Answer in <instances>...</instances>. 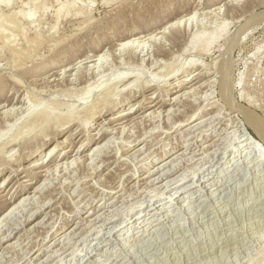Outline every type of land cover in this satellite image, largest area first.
<instances>
[{
	"label": "rangeland",
	"instance_id": "1",
	"mask_svg": "<svg viewBox=\"0 0 264 264\" xmlns=\"http://www.w3.org/2000/svg\"><path fill=\"white\" fill-rule=\"evenodd\" d=\"M72 1L0 0V18L5 14L0 19V26L3 27V31L4 29L7 31L5 34L13 32L17 35L15 39L18 38L5 44L3 37L5 34L0 30V117L3 116L0 121V162L8 161L7 165L10 162V167L0 166V222L8 215L7 222L4 221L7 225H3L1 229L3 240L0 242V264H264V163L253 160L263 145L260 144L261 147L259 144H257L259 147L247 145L244 151L233 155L235 144L243 137L250 136L253 140L258 139L261 142L262 140L242 114L238 115V119L245 126L238 128L230 126L232 120H229L231 116L229 112L232 110L224 108L219 113L206 111L208 106H211L210 103L226 104V99H222L228 98L225 74L221 71L218 75L215 72L207 73V77L202 81L209 78L213 80L216 75L220 81L212 87L205 88L203 94L207 93V99L188 121L184 122L186 116L179 115L182 123L177 119V123L174 124L175 118L162 117L174 108H183L173 102L175 96L181 93L178 89L189 90L182 86L200 76L194 73V69L186 68L189 60L198 58L199 54L185 53L178 49L184 38L181 36L178 39L180 44L175 40L176 31L171 30L172 24L177 26L175 22L197 11L195 20L199 18L200 23L205 22L204 24L209 27L208 34H212L214 28L221 26L223 22V28L231 30L240 19L257 17L258 14L264 16V0ZM68 3L72 7L81 6L79 8L64 6ZM57 6L63 7L60 16L57 15L58 12L52 14L58 11ZM213 7H217V10L212 9ZM185 10H192V13L180 17L181 12ZM207 10L221 11L219 12L221 15L214 16V12L204 15ZM63 18L65 19L62 20ZM8 23L15 26L9 27ZM142 26L160 27L159 30L165 29L166 34L154 32L152 35L156 34L158 37L157 43L147 41L145 48L136 49L137 55L134 52L132 59L117 49L119 58H115L117 56L108 49L114 40L107 42V38L119 30L128 32ZM198 28V26L194 30L190 28L189 31L194 32L195 29L199 31ZM162 34L165 36L162 37L165 42L161 40ZM234 35L235 33L231 38ZM2 43L5 45L2 46ZM162 44L169 50L175 49L174 53L168 57L157 54L155 56V49ZM95 45L98 47L97 51L92 50ZM115 47L119 48L120 45ZM12 48L24 50V61L28 62L23 66L25 69L19 70L15 66L19 59L11 52ZM263 49L264 23L233 53L231 82L235 85L237 94L241 89L248 90L250 93L252 91L251 94L255 97L264 99ZM94 52L104 57L95 56L98 58L96 63L84 62L88 58L84 59L86 55L83 56L82 53L88 55ZM215 54L203 56L210 64V68ZM94 63L97 64V68L92 69L88 66ZM219 63H222L221 54ZM34 66L35 69L31 71ZM64 69H67L65 74L62 73ZM56 71H61L56 76L57 79H54L55 76H49ZM121 72L137 74L138 78L132 77L127 81L118 82L117 76ZM82 74L88 76L84 83L80 84L73 80ZM126 84L130 88L128 86L125 88ZM87 90L89 91L86 92ZM12 94L16 95L15 97L19 96L20 101L15 105L3 107L7 97ZM162 97L171 102L162 107L166 110L160 119L158 121L155 120L157 118L148 119L140 124L138 116H146L158 109L157 102ZM171 106L172 108L167 110ZM13 107L15 110L12 112H4ZM99 108H103L99 113L101 115L95 113L92 116L93 110ZM48 109L52 111L51 116L44 120L42 113ZM215 114L220 118L214 122L212 119L215 117L209 116ZM69 115L74 120L66 125H60ZM80 118L82 120L87 118L89 121L87 129ZM218 121L221 123L216 125ZM103 124L105 127L114 126L116 131L104 132L105 127L100 129ZM125 124L127 127L123 130L121 126ZM193 124L196 125L192 127ZM171 125L173 128L167 131V127ZM46 127L55 136L46 137L48 139L41 149L36 145L23 151L22 144L25 139H30L36 132L47 129ZM102 132L104 133L100 136ZM136 135L139 137L136 138ZM130 136L134 138H129ZM14 138H17L16 142H10L5 146ZM192 142H198V146ZM207 145L212 146L202 153ZM252 145H256L255 141ZM53 147L55 149L50 153ZM98 149L97 154L92 156ZM138 149L139 153L133 155ZM10 152L13 154L11 157ZM195 152L196 156L192 155ZM181 153H184L183 159L191 156L193 161L198 159L197 163L189 161L185 164V161H181L182 167L168 171L167 165L174 159H180ZM66 154L73 157L79 155L82 159H87L90 165L79 167L78 171L69 170V174L61 170L58 174L48 172L47 175L43 169L53 166ZM254 154L256 155L253 156ZM8 157L12 159L6 160ZM70 159L71 157L68 160ZM62 161L64 159L60 163ZM179 162L180 160H177L175 163ZM95 164L97 169L93 167ZM148 174L149 178H143ZM151 179L154 182L147 187L146 184L150 183ZM134 183H137L135 187ZM115 184L119 187L113 189L112 186ZM37 186L44 190L43 193L34 195L36 189L38 190ZM11 187L12 191L5 195ZM108 190L111 194L103 197L102 193ZM41 194L44 195L40 197L43 199L41 203L47 204L40 208L36 198ZM95 194L98 196L95 197ZM31 196L34 197L33 204L22 205L19 210H14L20 203H28ZM45 196H53L54 199L47 202ZM124 198L127 200L123 201ZM111 200H115L116 203L109 204ZM95 207L98 209L97 213L110 209L112 218L94 220L97 215L94 213ZM26 218L28 219L25 220ZM85 218L94 221L88 225L84 222ZM17 224L19 228H10ZM24 226L28 231L20 229ZM12 229L13 232L10 233ZM8 233L9 237L6 235ZM67 236L71 237V244ZM13 242H16L15 248L9 246ZM29 259L32 261L29 262Z\"/></svg>",
	"mask_w": 264,
	"mask_h": 264
},
{
	"label": "bare ground",
	"instance_id": "2",
	"mask_svg": "<svg viewBox=\"0 0 264 264\" xmlns=\"http://www.w3.org/2000/svg\"><path fill=\"white\" fill-rule=\"evenodd\" d=\"M3 1V0H2ZM72 2H74V0L72 1ZM77 2V1H76ZM114 2V1H113ZM113 2H110V3H113ZM230 2V1H229ZM60 3V2H59ZM64 3V2H63ZM67 3V2H66ZM116 3V2H115ZM13 4V3H12ZM72 4V3H71ZM75 4V3H74ZM77 4V3H76ZM81 4V3H80ZM60 5V4H59ZM61 5H62V3H61ZM64 5V4H63ZM67 5H69V3L68 4H66V5H64V6H67ZM73 5V4H72ZM228 5V4H227ZM10 6V5H9ZM70 6V5H69ZM75 6H77V5H75ZM74 5H73V7H75ZM81 6V5H80ZM79 6V7H80ZM225 6H226V4H225ZM230 6V5H229ZM255 6V5H254ZM11 7V6H10ZM58 8H59V6H57ZM56 7V8H57ZM70 7H72V6H70ZM70 7H68V8H70ZM72 7V8H73ZM78 7V6H77ZM78 7V8H79ZM193 7V6H192ZM218 7V6H217ZM217 7H213L212 9H214V10H217ZM63 8V7H62ZM62 8H59L58 9V11H55L54 13H52V14H55L56 12H58V14L57 15H59L60 13L62 14V11H61V9ZM71 8V9H72ZM197 8V7H196ZM195 8V9H196ZM218 8H220V7H218ZM229 8V7H228ZM231 8V7H230ZM88 9V8H87ZM203 9V8H202ZM250 9H251V7H250ZM9 10V9H8ZM56 10V9H55ZM63 10V9H62ZM66 10H67V8H66ZM83 10V9H82ZM179 10V9H178ZM184 10V9H183ZM221 10V9H220ZM232 10V9H231ZM230 10V11H231ZM247 10H249V9H247ZM13 11H14V9H13ZM32 11H33V9H32ZM72 11V10H71ZM74 11H76V10H74ZM81 11V10H80ZM222 11V10H221ZM221 11H213V10H207L206 12H201V13H203L204 15L205 14H213V12H214V16H215V14L217 15V14H220L219 12H221ZM226 11H228L229 12V10H226ZM243 11V10H242ZM20 12V11H19ZM22 12V11H21ZM20 12V14H23V13H21ZM27 12H28V10H27ZM30 12V11H29ZM67 12V11H66ZM86 12V11H85ZM227 12V13H228ZM235 12H238V11H235ZM248 12V11H247ZM8 13V12H7ZM32 13L33 12H31V14L30 15H32ZM76 13H77V11H76ZM81 13L82 14H85V13H83L82 11H81ZM92 13V12H91ZM179 13V12H178ZM189 13H192V10H185L184 12H181V16L180 17H183L184 15H187V14H189ZM196 13H197V11H196ZM196 13H194L193 15H190V16H188V17H186L185 19H181L180 21H178V22H175V23H177L176 25L177 26H174L173 24H172V28H171V30L173 31V32H175L176 31V33L174 34V36H175V40L176 41H178V39L182 36L183 38H184V40H182V41H184V42H182V44L180 45L181 47L180 48H178L180 51H185V53H192V52H196V53H198L199 54V57L198 58H191L190 60H189V62H188V65L186 66V68L188 69V68H191V69H194V73H198V74H200V76H198L197 78H195V79H192L191 80V82L190 83H188V84H186L185 86H182V87H186V88H188L189 90H186V89H184L183 91H182V88H180V89H178V91H181V93L178 95V96H175L176 98L175 99H173V102H175V104L177 105V104H179L180 106H182L183 108L182 109H180V107L179 108H174V109H172V110H170L171 108H172V106L170 107V108H168L167 110H170L168 113H166V114H163V116L162 117H166V118H175V120H173L175 123L174 124H176L177 122V119L178 120H180V118H179V115L181 116H186V118H185V120H184V122L185 121H188V118H190V117H192L195 113H197V111H198V109H200V105H201V103H203V102H205V100L207 99V97H206V95H207V93L206 94H203V93H205L204 91H205V88L206 87H208V86H211L212 87V85H214V84H218L219 83V81L220 80H218V73H220V71L222 72V74H225V79H224V81L226 82L225 83V88H226V96H228V98H230L232 101H236L237 103H239V104H241V105H243V106H245L246 108H247V113L246 114H242L243 115V117L245 118L246 117V120L250 123V125H252V127H254V129L256 130V132L258 133V135H259V137L261 138V140H262V142L260 141V140H258V139H255V140H253L252 139V137H248V136H246V137H243L241 140H239L236 144H235V149H234V151H233V155L235 156V155H238L237 153L239 152V151H244L246 148H247V145H250V146H256V147H259L260 146V144H262L263 146L261 147V148H259V151L258 152H260L259 154H254L253 156H255L256 155V158H254L253 160L255 161H262L263 163H264V99H261V98H258L257 96L255 97V95H252L251 93H252V91H251V93L247 90H240L239 92H238V94L236 93V88H234L235 87V85H233L232 83L233 82H231V72H232V65H233V53L236 51V48L241 44V43H243V41H246V39L252 34V32H254L257 28H259V26H261V24L263 25V23H264V16L262 15V16H259V14H258V16L256 17H251V18H249L248 19V17H247V19H245V18H243V19H245L246 20V22H244L243 21V19H240L237 23V25L236 26H234V28L233 29H228V28H223V24H224V22H223V24L221 25V26H216L215 28H214V31H213V33L212 34H208V32L207 31H209V27H207V25L206 24H204V23H200L199 22V18L198 19H196L195 20V16L197 15ZM2 14V13H1ZM16 14V13H15ZM17 14H18V10H17ZM51 14V15H52ZM66 14H68V13H66ZM71 13H69V15H70ZM180 14V13H179ZM178 14V15H179ZM248 14V13H247ZM262 14V13H261ZM3 15H5V14H3ZM3 15H2V17H3ZM24 15L26 16V14H25V11H24ZM28 15V14H27ZM34 15V14H33ZM65 15V14H64ZM68 15V16H69ZM221 15V14H220ZM228 15H231V14H228ZM243 15V14H242ZM7 16H9L8 14H7ZM11 16V15H10ZM15 16V15H14ZM13 16V17H14ZM17 16V15H16ZM15 16V17H16ZM60 16V15H59ZM59 16H57V17H59ZM74 16V15H73ZM81 16V15H80ZM85 16H86V14H85ZM199 16V15H198ZM197 16V17H198ZM225 16H226V14H225ZM244 16V15H243ZM1 17V18H2ZM14 17V18H15ZM22 17H24V16H22ZM31 17V16H30ZM75 17V16H74ZM73 17V18H74ZM78 17V16H77ZM219 17V16H218ZM224 17V16H223ZM0 18V19H1ZM4 18L6 19V16H4ZM3 18V19H4ZM9 18V17H8ZM65 18H66V15H65ZM65 18H63L62 20H64ZM205 18V17H204ZM215 18V17H214ZM213 18V19H214ZM11 19V18H10ZM9 19V20H10ZM25 19V18H24ZM28 19V18H27ZM79 19V18H78ZM218 19V18H217ZM216 19V20H217ZM225 19V18H224ZM223 19V20H224ZM237 19H239V18H237ZM8 20V22H10ZM17 20V19H16ZM20 19H18V21H19ZM58 20H59V18H58ZM92 20V19H91ZM198 20V21H197ZM18 21H15V22H18ZM21 21V20H20ZM60 21V20H59ZM71 21H73V20H71ZM79 21V20H78ZM196 21V22H195ZM227 21V20H226ZM3 22V21H2ZM27 22V21H26ZM56 22H57V19H56ZM55 22V23H56ZM89 22V21H88ZM216 22V21H215ZM229 22V21H228ZM241 22V23H240ZM6 23L7 22H5V25H6ZM11 23V22H10ZM10 23H8V25H9V27L10 26H15L14 24H12V25H10ZM28 23V22H27ZM52 23V22H51ZM59 23V22H58ZM57 23V24H58ZM227 22H225V24H226ZM1 24H4V23H1ZM53 24V23H52ZM51 24V25H52ZM81 24V23H80ZM79 24V25H80ZM54 25V24H53ZM85 25V24H84ZM137 25V24H136ZM7 26V25H6ZM24 26V25H23ZM23 26H21V28L23 27ZM50 26V25H49ZM56 26V25H55ZM59 26V25H58ZM83 26V25H82ZM141 26V25H140ZM199 27L198 29H200L199 31L197 30L196 31V29H195V31L194 32H191V31H189L190 30V28H191V30H194V28H196V27ZM1 27V26H0ZM8 27V26H7ZM51 27V26H50ZM53 27V26H52ZM153 26H151V27H136V28H134V29H132V30H128V32H124L123 30L121 31V30H119V31H117V32H115V34H113L112 36H110V37H108L107 38V42H110V40H114V42H112V44H110L109 45V47H108V49H111L112 50V52L111 53H114V55L115 56H117V57H115V58H119V54L117 55V53H116V51L117 50H119L120 51V53H122V54H127V56H128V58H131L132 59V56L134 57V52H135V55H137L136 53H137V48L139 49V47H142V49L143 48H145V46H146V42L147 41H149V40H151V41H153L155 44L157 43V39H158V37L157 36H155V35H152L154 32H162L163 34H166L165 32L166 31H164V30H159L160 29V27L159 28H152ZM166 27V26H165ZM171 27V26H170ZM222 27V28H221ZM14 28H16V27H14ZM21 28H19L20 29V31H21ZM24 28H26V27H24ZM219 28H221L220 30H219ZM3 29V27H1V33H2V30ZM18 29V28H17ZM40 29V28H39ZM50 29V28H49ZM52 29H54V28H51V30ZM58 28H56V30H57ZM25 30V29H24ZM38 30V29H37ZM50 30V31H51ZM184 30V31H183ZM6 30L4 29V34L7 32H5ZM32 31V30H31ZM39 31V30H38ZM169 31V30H168ZM9 32V31H8ZM47 32V31H46ZM57 32V31H56ZM22 33V32H21ZM36 33V32H35ZM186 33V34H185ZM188 33V34H187ZM191 33H193V34H191ZM233 33H235V35L231 38V36L233 35ZM24 34V33H23ZM26 34H27V32H26ZM46 34H48V33H46ZM163 34L161 35V38L162 37H165V36H163ZM171 34H172V32H171ZM181 34V35H180ZM30 35V34H29ZM49 35V34H48ZM47 35V36H48ZM56 35V34H55ZM61 35V34H60ZM24 35H22V37H23ZM49 36H51V35H49ZM61 36H63V35H61ZM173 36V37H174ZM3 37H4V43L5 44H9L11 41H14V39L17 37V35H15V33H13V32H9L8 34H5V35H3ZM160 37V36H159ZM38 38H39V36H38ZM55 38V37H54ZM171 37L169 36V39H170ZM18 39V38H17ZM17 39H15V40H17ZM56 39V38H55ZM65 39V38H64ZM160 39V38H159ZM172 39V38H171ZM170 39V40H171ZM58 40V39H57ZM117 40H121L122 42L121 43H117L116 41ZM146 40V41H145ZM161 40H163V38L161 39ZM169 40V41H170ZM29 41V40H28ZM33 41H34V39H33ZM48 41V40H47ZM55 41V40H54ZM145 41V42H144ZM164 41V40H163ZM173 41V40H172ZM16 42V41H15ZM46 42V41H45ZM58 42V41H57ZM60 42V41H59ZM61 42H62V40H61ZM60 42V43H61ZM165 42V41H164ZM175 42V41H174ZM24 43V42H23ZM52 43V41H50V44ZM178 43H179V41H178ZM5 44H3L2 43V46L3 45H5ZM12 44V43H11ZM14 44V43H13ZM19 44H20V42H19ZM28 44V43H27ZM98 44H99V42H98ZM148 44V43H147ZM151 44V43H150ZM164 44V43H163ZM163 44L162 45H160V46H158V48L157 49H155V56H156V54L158 55V56H167L168 57V55L170 56V54H172V53H174V50L175 49H173V50H169V49H167V47L165 46H163ZM180 44V43H179ZM15 45V44H14ZM26 45V44H25ZM34 45V44H33ZM43 45V44H42ZM56 46H57V44H55ZM117 45H120V47L119 48H116L115 46H117ZM153 45V44H152ZM164 45H166V44H164ZM178 45V44H177ZM22 46V45H21ZM148 46V45H147ZM156 46V45H155ZM176 46V45H175ZM55 47V46H54ZM102 47V46H101ZM115 47V49H113ZM168 47H170V46H168ZM178 47V46H177ZM0 48H1V46H0ZM17 48V47H16ZM16 48H12L11 50V52L15 55V57L17 58V59H19V62L17 63V64H15V66L16 67H18L17 69H19V70H21V69H25V68H23V66L25 65V62H27L26 60L24 61V54H25V52H24V50H22L24 47H22V49H16ZM56 48V47H55ZM86 48V47H85ZM85 48H84V50H85ZM98 47L95 45V47L94 48H92V50H95V51H97L98 49H97ZM149 48V47H148ZM176 48V47H175ZM3 49V48H2ZM2 49H1V51H2ZM25 49V48H24ZM117 49V50H116ZM32 50V49H31ZM83 50V49H82ZM224 50V51H223ZM264 50V49H263ZM4 51V50H3ZM223 51V52H222ZM261 51V50H260ZM92 52V51H91ZM123 52H125V53H123ZM143 52H144V50H143ZM222 52V53H221ZM211 53H216L215 54V56H214V60H212L213 61V63H212V68H210L211 66H210V64L209 63H207L206 62V60L204 59V55H208V54H211ZM10 54V53H9ZM38 54V53H37ZM220 54H221V61H222V63H219V61H220ZM82 55L83 56H85L86 55V57L84 58V59H86V58H88V60L87 61H84V62H91V61H94L95 63H96V61L98 60V58H95V56H97V55H99L98 57L100 58H102V57H104V56H102L101 54H99L98 52H94V53H91V54H88L87 55V53H82ZM30 56V55H29ZM28 56V57H29ZM41 56V55H40ZM121 56V55H120ZM210 56V55H209ZM39 57V56H38ZM12 58V57H11ZM36 58H37V56H36ZM41 58V57H40ZM39 58V59H40ZM43 58V57H42ZM108 58V57H107ZM136 58V57H135ZM254 59V58H253ZM252 59V60H253ZM6 60V59H5ZM28 60H29V58H28ZM33 60V59H32ZM107 60V59H106ZM145 60V59H144ZM255 60V59H254ZM15 61H17V60H15ZM33 61H35V60H33ZM32 61V62H33ZM101 61V60H100ZM102 61H104V60H102ZM83 62V61H82ZM28 63V62H27ZM95 63L94 64H90V65H88L90 68H92V69H94V67H96V65H95ZM101 64H102V62H100ZM100 64V65H101ZM80 65V64H79ZM98 65H99V63H98ZM45 66H47V65H45ZM82 66V65H81ZM26 67V66H25ZM35 67L36 66H34V67H32V69H31V71H33L34 69H35ZM38 67V66H37ZM235 67V66H234ZM253 67V66H252ZM256 67V66H255ZM44 68V67H43ZM72 68V67H71ZM77 68V67H76ZM79 68V67H78ZM82 68V67H81ZM97 68V67H96ZM68 69V68H67ZM67 69H64V72H62V73H66V71H67ZM80 69V68H79ZM62 70H63V68H62ZM61 70V71H62ZM82 70V69H81ZM91 70V69H90ZM189 70V69H188ZM12 71V70H11ZM61 71H56V72H53L51 75H49V76H55L54 77V79H57L56 78V76L57 75H59L60 74V72ZM174 71H175V69H174ZM89 72V71H88ZM171 72H173L172 70H171ZM170 72V73H171ZM208 72H215V74H217L216 75V78H214L213 80L211 79L210 80V78L209 79H207V80H205V81H202L205 77H207L206 75H208L207 73ZM254 72H256V71H254ZM254 72H253V74H254ZM77 73V72H76ZM81 73V72H80ZM119 73V72H118ZM151 73V72H150ZM260 73V72H259ZM155 74V73H154ZM252 74V75H253ZM202 75L204 76V77H202ZM48 76V77H49ZM79 76V75H78ZM76 77V75H75V77H76V79H73V80H75V81H78L80 84H82V83H84L85 81H86V79H87V74H82V75H80L79 77ZM87 76V77H86ZM152 76V75H151ZM163 76V75H162ZM223 76V75H222ZM20 77V76H19ZM50 77V78H51ZM135 78V77H137V74H133V73H130V72H121L118 76H117V78H118V82H122V81H127V80H129L130 78ZM46 79H47V77H45ZM63 78H65L64 76H63ZM138 78V77H137ZM137 78H135V79H137ZM53 79V78H52ZM51 79V80H52ZM62 79V78H61ZM19 80V79H18ZM50 80V81H51ZM115 80H116V78H115ZM134 80V79H133ZM133 80H131V81H133ZM62 81V80H61ZM74 81V82H75ZM223 81V80H222ZM232 81H233V79H232ZM47 82V81H46ZM45 82V83H46ZM52 82V81H51ZM73 82V83H74ZM134 82V81H133ZM240 82V81H239ZM238 82V83H239ZM76 83V82H75ZM134 84V83H133ZM237 84V83H236ZM87 85H89V84H87ZM128 85H130V83H128ZM127 84L126 85H124L125 86V88L128 86ZM133 86V85H132ZM47 87V86H46ZM49 87H50V84H49ZM129 87V86H128ZM254 87V86H253ZM89 88V87H88ZM87 88V89H88ZM130 88V87H129ZM133 88V87H132ZM221 88V87H220ZM46 89V88H45ZM49 89V88H48ZM86 89V86H84V90ZM117 89V88H116ZM115 89V90H116ZM170 89V88H169ZM222 89V88H221ZM248 89V88H247ZM212 90V89H211ZM251 90V89H250ZM89 90H87L86 92H88ZM118 91V90H117ZM221 91V90H220ZM223 91V90H222ZM254 92H255V90H254ZM83 93V92H82ZM85 93V92H84ZM83 93V94H84ZM114 93V92H113ZM15 94V93H14ZM14 94H12L11 96H8L7 97V99H6V102H4L3 103V107L4 106H6V105H9V104H13V105H15V103L16 102H19L20 101V97L18 96V97H15L16 95H14ZM86 94V93H85ZM84 94V95H85ZM166 94V93H165ZM223 94V93H222ZM256 94V93H255ZM79 95V94H78ZM81 95V94H80ZM195 96V97H194ZM222 96V95H221ZM80 97V96H79ZM194 97V98H193ZM211 97V96H210ZM224 97V96H223ZM264 97V96H263ZM118 98V97H117ZM209 98V97H208ZM102 99H104V98H102ZM171 99V98H170ZM222 99H225V98H222ZM107 100V99H106ZM103 101V100H102ZM168 102H171V100L170 101H168L167 100V98L166 97H162V98H160V100H158V102H157V105H158V109H155L154 111H152V112H150L149 114H147L146 116H141V115H139L138 116V118H139V122H140V124L142 123H145L146 122V120H153L154 118H157V119H155V120H159L160 119V117H161V115H162V113H163V111H165V110H163L162 109V107L163 106H165L166 104H168ZM105 103V102H104ZM106 103H108V102H106ZM54 104V103H53ZM100 104V103H99ZM211 104V106H208V109L206 110L208 113H211V112H217V113H219L222 109H224V108H226V110H228L227 108V104H225V103H219V104H212V103H210ZM102 105H105V104H102ZM107 105V104H106ZM91 106V105H90ZM101 106V105H100ZM222 106V107H221ZM103 107V106H102ZM96 108V107H95ZM160 108V109H159ZM167 108V107H166ZM92 109H94V108H92ZM13 110H15V108L13 107V108H10V109H6L4 112L6 113H9V112H12ZM103 110V108H99V109H96V110H93V113H92V116H94V114L95 113H101V111ZM197 110V111H196ZM225 110V111H226ZM195 111V112H194ZM204 111V110H203ZM51 112L52 111H50V109H48V110H46L44 113H42L43 115H44V120H48L49 119V117L51 116ZM148 113V112H147ZM203 113V112H202ZM230 114H231V116L229 117V120H232L231 121V125L230 126H235V127H241V126H243L244 125V123L241 121V120H239L238 119V115L240 114L238 111H231V112H229ZM40 114V113H39ZM99 115H101V114H99ZM71 115H69V116H67L68 118H66V120H65V122H61L60 123V125H66V124H68L70 121H73L74 119L72 118V117H70ZM90 116V115H89ZM3 117V116H2ZM2 117H0V121L2 120ZM212 117H215L214 119H212L213 121L215 120V119H218V118H220V117H217L216 116V114L215 115H211V116H209V118H212ZM58 118V117H57ZM61 118V117H60ZM147 118V119H146ZM41 119V118H40ZM56 119V118H55ZM135 119V118H134ZM43 120V119H42ZM51 120H53V119H51ZM57 120V119H56ZM59 120V119H58ZM80 120H82L81 118H80ZM79 120V121H80ZM137 119H135V121H136ZM172 120V119H171ZM219 120H221V119H219ZM223 120V119H222ZM228 120V121H229ZM238 120V121H237ZM50 121V120H49ZM48 121V122H49ZM132 121V120H131ZM138 121V120H137ZM181 122L180 123H182V121L183 120H180ZM227 121V122H228ZM43 122H45V121H43ZM42 122V124H44ZM57 122V121H56ZM203 122V121H202ZM215 122V121H214ZM223 122V121H222ZM88 123H89V121L87 120V118L86 119H83L82 120V124H84L85 126H84V128L85 129H87V127H88ZM137 123V122H136ZM169 123V122H168ZM221 122H217L216 123V125H218V124H220ZM135 124V123H134ZM138 124V123H137ZM196 124H197V122H196ZM195 124V125H196ZM222 124H224V123H222ZM47 125V124H46ZM59 125V124H58ZM194 124H193V126L192 127H194L195 126ZM211 125H212V123H211ZM34 126V125H33ZM32 126V127H33ZM202 126V125H201ZM210 126V125H209ZM245 126V125H244ZM37 127V126H36ZM39 127V126H38ZM37 127V128H38ZM41 127H43V126H41ZM105 127V124H103L102 125V127L100 128V129H103ZM126 127H127V124H125V125H123V126H121V128L123 129V130H125L126 129ZM197 127V126H196ZM216 127V126H215ZM222 127V125L219 127V128H221ZM34 128V127H33ZM47 128V127H46ZM168 129H167V131L168 130H170V128H173V126L171 125V126H168L167 127ZM218 128V129H219ZM35 129V128H34ZM40 129H42V128H40ZM143 129V128H142ZM212 129H214V128H212ZM223 129V128H222ZM226 129V128H225ZM29 130H30V128H29ZM109 130H111V131H116V129L114 130V126H108V127H105L104 128V132L105 131H109ZM144 130V129H143ZM148 130V129H147ZM185 131H187L186 129H184ZM192 130V129H191ZM238 130V129H237ZM240 130V129H239ZM132 131V130H131ZM153 131V130H152ZM164 131H166V130H164ZM235 131V130H234ZM25 132H27V131H25ZM31 132H33V131H31ZM31 132H29V133H31ZM40 132V131H39ZM37 133L36 132V134H34L33 136H31L30 137V139H25V142L22 144V150L24 151L26 148H33V146H36V145H38V147H39V149H41L42 148V146L45 144V141L48 139V138H46V137H48L49 135H54V133H52V131H50L48 128L47 129H43V131H41L40 133ZM104 132H102L101 134H100V136L104 133ZM123 132V131H122ZM150 132V131H149ZM181 132H184V131H181ZM192 132H194V131H192ZM97 133H99V132H97ZM221 133V132H220ZM225 133V132H224ZM19 134V133H18ZM21 135L23 134L22 132L20 133ZM19 134V135H20ZM28 134V133H27ZM141 134V133H140ZM167 134H169L168 132H167ZM243 135V134H242ZM29 136V135H28ZM55 136V135H54ZM18 137H20V136H18ZM25 137V136H24ZM27 137V136H26ZM137 137H139L138 135H136V138ZM129 138H134L133 136H130ZM128 138V139H129ZM218 138V137H217ZM127 139V140H128ZM15 140H17V138H14V139H10L6 144H5V146L7 145V144H9L10 142H13V141H15ZM126 140V142H129V141H127ZM220 140V139H219ZM250 140V141H249ZM27 141V142H26ZM102 141V140H101ZM255 141V144L256 145H252V143ZM16 142V141H15ZM123 142V141H122ZM125 142V143H126ZM19 143H21V141H19ZM124 143V144H125ZM131 143V142H130ZM162 143V142H161ZM192 143H194V142H192ZM213 143H215V142H213ZM212 143V144H213ZM16 144V143H15ZM18 144V143H17ZM194 144H196V146H198V142H196V143H194ZM209 144V143H208ZM216 144V143H215ZM257 144H259V146L257 145ZM106 145V144H105ZM146 145V144H145ZM174 145V144H173ZM4 146V147H5ZM212 145H207L206 147H204V151L202 152V153H204V152H206V150H208L209 149V147H211ZM59 147V146H58ZM174 147V146H173ZM120 148V147H119ZM118 148V149H119ZM122 148V147H121ZM120 148V149H121ZM53 149H55L54 147L51 149V151H50V153H52L53 152ZM216 149V148H215ZM13 150H15V149H13ZM139 150L140 149H138V150H136V152H134V154L133 155H136V154H138L139 153ZM187 150V149H186ZM4 151V150H3ZM12 151V150H11ZM22 151V152H23ZM99 151V149L96 151L95 150V152H93V155L92 156H95L96 154H97V152ZM100 151H103V150H100ZM13 153H15L14 151H12ZM12 152H10L11 154L9 155L10 157L13 155L12 154ZM22 152L20 153V154H22ZM149 152V151H148ZM182 152V151H181ZM78 153V152H77ZM76 153V154H77ZM102 154V152H99V154ZM187 153V152H186ZM196 153L197 152H195V153H193L192 155H195L196 156ZM214 153H216V152H214ZM247 153V152H246ZM19 154V155H20ZM98 154V155H99ZM182 154V157L180 158V159H174L173 161H171L167 166L169 167V169H168V171L170 170V171H174V170H176V169H178L180 166L182 167V162L181 161H185V164H186V162H193V163H197V161H198V159H196L195 157V159L196 160H191V158L190 157H187V158H184L183 159V157H184V153H181ZM251 154V153H250ZM5 155V154H4ZM132 155V156H133ZM187 155V154H186ZM243 155V154H242ZM248 155V154H247ZM25 156V155H24ZM206 156H207V154H206ZM206 156H203L202 155V157H206ZM250 156V155H249ZM1 157V156H0ZM5 157V156H4ZM10 157H8L9 159H6V160H11L12 158H10ZM69 157H71V159L70 160H68L69 159ZM85 157H86V155H85ZM87 157H89V156H87ZM186 157V156H185ZM202 157H200V158H202ZM90 158V157H89ZM94 158H96V157H94ZM126 158V157H125ZM136 158V156L134 157V159ZM198 158V157H197ZM200 158H199V160H200ZM238 158V157H237ZM247 158V157H246ZM1 159V158H0ZM18 159V158H17ZM62 159H64V161H62V163H60L61 162V160ZM22 160V159H21ZM20 160V161H21ZM87 159H82V157H79V155H77L76 157H73L72 155H69V154H66V155H63L61 158H60V161H58V162H56L55 164H53V166H49V167H47L46 169H43V170H46V173H47V175H48V172H52V174L54 173V174H58V171H61V170H63L64 171V173L65 174H69V170H73V169H77V168H79V167H83V166H87V165H90V162L89 163H87V161H86ZM92 160V159H91ZM177 160H180V162L179 163H175ZM90 161V160H89ZM95 161H96V159H95ZM134 161V160H133ZM8 161H2V162H0V166H2V167H5V166H9L10 167V162H9V165H7L8 163H7ZM131 162V161H130ZM191 162V163H192ZM134 163V162H133ZM184 163V162H183ZM251 163V162H250ZM92 164V163H91ZM94 164V163H93ZM92 164V165H93ZM129 164V163H128ZM174 164V165H173ZM185 164H183V165H185ZM188 164V163H187ZM232 164V163H231ZM92 167V166H91ZM93 167H95L94 169H97V167H96V164H95V166H93ZM92 167V168H93ZM141 167H143L144 168V166L142 165ZM135 169V168H134ZM191 169V168H190ZM12 170H13V168H12ZM228 170V169H227ZM74 171V170H73ZM77 171H78V169H77ZM137 173V171L135 172V174ZM150 173V172H149ZM167 172H164V174H166ZM194 173V172H193ZM46 175V174H45ZM51 175V174H50ZM49 175V176H50ZM89 175V174H88ZM186 175V174H185ZM184 175V176H185ZM145 177H147V178H149L150 177V174H148V176H143V178H145ZM175 177V176H174ZM121 178V177H120ZM146 178V179H147ZM80 180V179H79ZM23 181H26V180H23ZM154 182V180L153 179H151L150 180V183L149 182H147V187L149 186V185H151V183H153ZM170 183V182H169ZM49 184V183H48ZM135 185H137V183H134V187H135ZM166 185V184H165ZM41 186V185H40ZM197 186V185H196ZM38 187V186H37ZM82 187V186H81ZM113 187V189L114 188H116V187H119L117 184H115L114 186H112ZM146 187V186H145ZM12 188L13 187H11V188H9V191L5 194V195H8L11 191H12ZM83 188V187H82ZM153 188V187H152ZM151 188V189H152ZM36 189V188H35ZM44 189L43 188H40L39 189V187H38V190L36 189V191H35V193H34V195H37L38 193H43L42 191H43ZM48 191H50L49 189H47ZM154 190H156V189H154ZM111 191H112V189H111ZM111 191H106L105 193H102V194H104V196L103 197H105V196H107V195H110L111 194ZM70 194H72V193H70ZM162 194V193H161ZM4 194H2V196H3ZM96 195V194H95ZM133 195V194H132ZM98 195H96L95 197H97ZM40 197H44V195L43 194H41L38 198H36V199H38L37 200V202H38V204H39V207L41 208L42 206L44 207V206H46V204L47 203H45V204H42L41 202H43V199H41ZM70 197V196H69ZM32 198H34L33 196H31V200H32ZM45 198H47L48 200H47V202H50V201H52L53 199H54V197L52 196V197H49V196H45ZM44 198V199H45ZM36 199H34V201L36 200ZM71 199V198H70ZM103 199V198H102ZM7 200V199H6ZM29 201L28 203L27 202H22V204L20 203L19 204V206H17V207H15V209L14 210H19L20 209V207H22V205H25L26 206V204H33L32 202H33V200L32 201ZM90 200V199H89ZM124 200H127V198H124L123 199V201ZM129 200V199H128ZM5 201V200H4ZM74 201V200H73ZM140 201V200H139ZM7 202V201H6ZM8 203V202H7ZM19 203V202H18ZM41 203V204H40ZM109 204L110 203H116L115 202V200H111V201H109L108 202ZM123 203H125V202H123ZM92 204V203H91ZM149 204V203H148ZM35 205V204H34ZM74 205H75V203H74ZM15 206V205H14ZM112 206V205H111ZM12 207H13V205H12ZM75 207V206H74ZM97 207V206H96ZM94 208V213L96 212L97 213V208ZM104 207H105V205H104ZM154 207V206H153ZM25 209V208H24ZM115 209V208H114ZM117 209V208H116ZM16 210V211H17ZM110 210V209H109ZM109 210L108 209H106L104 212H101V213H97V215H96V217H94L95 219L94 220H97V219H104V218H112V216L113 215H111V211L109 212ZM21 211V210H20ZM12 212V211H11ZM19 213V212H18ZM93 213V214H94ZM118 212L116 211V214H117ZM115 215V214H114ZM90 216H91V214H90ZM161 217V216H160ZM6 219L8 218V215L5 217ZM6 219H4L3 221H1L0 222V242L3 240V237H1V229H2V227H3V225H7V221H6ZM28 218H26L25 220H27ZM44 220V219H43ZM93 219H90V218H85L84 219V222L85 223H87L88 225L90 224V223H93V221H94ZM4 221H6V222H4ZM21 222H22V219H21ZM9 223V222H8ZM23 223V222H22ZM93 224H91V226H92ZM10 226V225H9ZM10 228H19V226H18V224H17V226H11ZM25 228V226L24 227H20V229H24ZM95 228V227H94ZM99 229V228H98ZM24 230H26V231H28L27 230V228L26 229H24ZM99 230H101V229H99ZM13 232V229L10 231V233H12ZM7 235V237H9V233L8 234H6ZM22 235V234H21ZM21 235H20V237H21ZM142 235V234H141ZM24 236H26V235H24ZM27 237V236H26ZM45 238V237H44ZM66 238H69V236H67ZM65 238V239H66ZM71 238V237H70ZM69 238V239H70ZM9 239H11V238H9ZM18 240V239H17ZM72 240L70 239V240H68V242L70 243ZM68 242H67V244H68ZM64 243V242H63ZM65 244V243H64ZM71 244V243H70ZM77 244V243H76ZM76 244H74V245H76ZM15 245H16V242H13V243H10L9 244V246H11L12 248L14 247L15 248ZM19 245V244H18ZM8 246V247H9ZM17 246V245H16ZM65 246H67L66 244H65ZM63 248V247H62ZM61 248V249H62ZM32 249V248H31ZM60 249V250H61ZM13 250V249H12ZM56 251V250H55ZM74 251V250H73ZM28 254V253H27ZM50 257V256H49ZM47 259V258H46ZM15 261H17V260H15ZM32 261V259H29V262H31ZM28 262V263H29ZM40 263V262H39ZM43 263V262H42ZM7 264V263H6Z\"/></svg>",
	"mask_w": 264,
	"mask_h": 264
},
{
	"label": "water",
	"instance_id": "3",
	"mask_svg": "<svg viewBox=\"0 0 264 264\" xmlns=\"http://www.w3.org/2000/svg\"><path fill=\"white\" fill-rule=\"evenodd\" d=\"M226 99V104L229 110L232 111H238L240 114H246L247 113V108L236 101H232L230 98H225Z\"/></svg>",
	"mask_w": 264,
	"mask_h": 264
}]
</instances>
